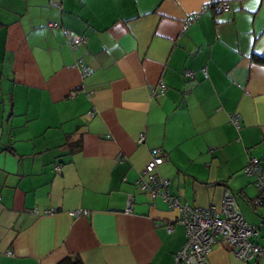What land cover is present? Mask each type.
Returning <instances> with one entry per match:
<instances>
[{"label":"crops","instance_id":"crops-1","mask_svg":"<svg viewBox=\"0 0 264 264\" xmlns=\"http://www.w3.org/2000/svg\"><path fill=\"white\" fill-rule=\"evenodd\" d=\"M263 54L264 0H0V264H174L178 212L137 186L154 149L181 203L260 226Z\"/></svg>","mask_w":264,"mask_h":264},{"label":"built area","instance_id":"built-area-1","mask_svg":"<svg viewBox=\"0 0 264 264\" xmlns=\"http://www.w3.org/2000/svg\"><path fill=\"white\" fill-rule=\"evenodd\" d=\"M214 9L224 13L230 11L227 3H220ZM48 27L57 28L58 25L50 24ZM66 39L71 48H76L83 42L82 38L69 33H66ZM82 72L86 74L87 69L82 67ZM186 76L193 78V73L186 72ZM159 89L163 93L165 86L160 83ZM229 122L235 127L239 126L236 115L230 116ZM143 139L140 137L138 142L141 143ZM163 162L164 154L161 150H152L150 161L140 173L137 186L148 198L161 197L170 209L178 212V223L185 229V242L174 256V264H209L208 256L215 246L227 248L235 258L246 264H257L256 259L260 255L261 249L253 242V239L258 234L259 228L264 226V221L260 226L248 225L238 212L234 199L227 194L224 195L219 208L210 206L201 209L181 203L179 199L169 194L167 190L169 179L156 176V169ZM244 171L248 176L255 178L254 184L262 194L256 205L264 203V172L259 168V161L250 158ZM129 209L130 200L127 203L126 212ZM81 214H85V212H71L70 216Z\"/></svg>","mask_w":264,"mask_h":264},{"label":"trees","instance_id":"trees-1","mask_svg":"<svg viewBox=\"0 0 264 264\" xmlns=\"http://www.w3.org/2000/svg\"><path fill=\"white\" fill-rule=\"evenodd\" d=\"M218 4H220V3L212 4L210 7L214 9V7H216V5H218ZM214 10H215V9H214ZM216 11H217V10H216ZM217 12H218V11H217ZM226 13H228V12H226ZM50 24H53V23H49L48 25H50ZM48 25H47V26H48ZM56 25H57V24H56ZM58 27H59V26H58ZM58 27H57V28H58ZM252 60H253L254 62L258 63V64L264 65V54L261 55V56L253 55V56H252Z\"/></svg>","mask_w":264,"mask_h":264}]
</instances>
